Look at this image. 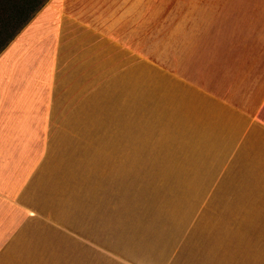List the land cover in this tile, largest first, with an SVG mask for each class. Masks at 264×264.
Listing matches in <instances>:
<instances>
[{
	"label": "crops",
	"instance_id": "1",
	"mask_svg": "<svg viewBox=\"0 0 264 264\" xmlns=\"http://www.w3.org/2000/svg\"><path fill=\"white\" fill-rule=\"evenodd\" d=\"M119 1L48 0L0 53V264H218L224 238L264 264V0H215L133 147L87 69Z\"/></svg>",
	"mask_w": 264,
	"mask_h": 264
},
{
	"label": "rangeland",
	"instance_id": "2",
	"mask_svg": "<svg viewBox=\"0 0 264 264\" xmlns=\"http://www.w3.org/2000/svg\"><path fill=\"white\" fill-rule=\"evenodd\" d=\"M192 1L191 13L184 18V13H169L171 2L178 8L184 0H120V5L127 2V12L120 11L117 18L122 21L111 30V60L97 54L95 68L88 64L87 69L93 73L89 80L96 89L97 117L110 113L112 120L117 121L126 115L130 147L136 143L137 131L150 133V125L145 123L137 128L135 107L150 105L153 92L159 97L167 86L169 70L173 73L182 66V61L176 64L178 52L194 47L200 37L215 35L213 30L221 26L225 14L215 9V0ZM155 53L159 54L153 60ZM118 128V124H112L113 132H118ZM262 241L261 237L254 238L255 244ZM238 248L231 238H224L218 264H247L249 254Z\"/></svg>",
	"mask_w": 264,
	"mask_h": 264
},
{
	"label": "trees",
	"instance_id": "3",
	"mask_svg": "<svg viewBox=\"0 0 264 264\" xmlns=\"http://www.w3.org/2000/svg\"><path fill=\"white\" fill-rule=\"evenodd\" d=\"M48 0H0V53Z\"/></svg>",
	"mask_w": 264,
	"mask_h": 264
}]
</instances>
